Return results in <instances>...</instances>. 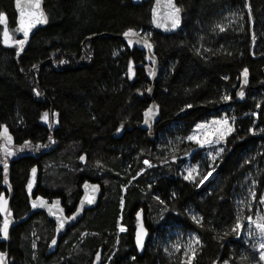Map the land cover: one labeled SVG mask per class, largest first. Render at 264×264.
<instances>
[{"label": "trees", "instance_id": "trees-1", "mask_svg": "<svg viewBox=\"0 0 264 264\" xmlns=\"http://www.w3.org/2000/svg\"><path fill=\"white\" fill-rule=\"evenodd\" d=\"M176 2L182 27L162 34L151 25V1L43 0L47 23L20 50L13 43L19 38L14 0H0V12L6 14V23L0 24V126L12 137V143H0V193L8 201L11 188L9 216L16 221L29 210L25 184L33 166L39 169L34 197H61L67 213L85 180L102 189L96 207L48 256L54 223L46 214L38 211L14 222L8 238L0 235L5 264H122L129 255L128 264H187L179 254L170 259L151 245L164 221L198 236L191 264H260L253 242L239 240L231 228L237 215L234 194L244 171H257L256 199L264 189V0ZM5 29L12 46L4 44ZM128 29L150 33L147 39L158 59L154 98L146 94L152 69L147 54L136 41L120 37ZM244 69L248 90L239 99ZM224 95L231 99L223 101ZM152 101L159 116L153 137L166 131L174 135L168 128L175 122H181L185 137L198 121L220 111L236 118V131L215 161L217 172L203 185L185 181L179 172L185 155L197 159L201 150L192 152L195 145L184 140L165 152L140 127ZM187 105L191 110L180 114ZM44 113L47 122L41 119ZM118 128L120 136L115 135ZM4 144L14 152L12 158L7 159ZM145 158L151 166H144ZM189 208L203 218L201 224L192 220ZM139 209L150 235L141 256L133 243ZM5 219L0 211V227ZM119 220L125 232H117Z\"/></svg>", "mask_w": 264, "mask_h": 264}, {"label": "snow or ice", "instance_id": "snow-or-ice-1", "mask_svg": "<svg viewBox=\"0 0 264 264\" xmlns=\"http://www.w3.org/2000/svg\"><path fill=\"white\" fill-rule=\"evenodd\" d=\"M16 6L17 8L20 10V17L18 20V24L19 27L17 29V31L22 32L24 39H18L13 41V43L19 47L20 50H23L24 44L26 43V41L28 40L29 37V33L30 31L37 25V24H43V23H47V19L43 13V11L41 10V0H31V3L27 6L29 10H25L23 7H21V0H16ZM168 8L169 11L167 13V16L165 17V19L167 21H170V25L172 29L177 28L180 23V9L178 7H176V5L173 3V0H168ZM152 14H153V23H156V15H157V10L154 7L152 9ZM6 23V14L3 12H0V24H5ZM157 26L159 27L160 25L157 24ZM221 31H223V29H221ZM123 35L125 37H129L130 35H138V33H133L132 29H129L128 31H125L123 33ZM3 37H4V44L6 46H12L11 44H9L10 41V36H9V32L7 31V29H5L4 33H3ZM131 43V41L129 42ZM145 47L151 49L152 45L150 43H145ZM61 63H64V61H61ZM150 75H155V72H151ZM243 76V84H247V77H248V70L244 69L242 74ZM133 76V65L132 62L129 61L128 64V77L129 79H131ZM34 91H36L34 89ZM37 95H39V93H36ZM245 95L244 91H240L237 93V96L240 98H243ZM221 99L223 101H229L231 99L230 96L228 95H224L221 97ZM186 107H192V105H187ZM257 107L259 108L260 105L257 104ZM156 113L153 111V109L150 107L149 109H147L144 112V116H145V120L144 123L146 125L150 124V120L152 119V117L155 115ZM55 115V113L53 114ZM251 115L253 116H257V113L253 112ZM41 119L44 120L45 122H47L48 120V113H44L41 116ZM236 118L232 117L231 119H229L227 116H225L224 118L221 119H213L209 122H205V123H201L198 124L196 126L197 130L200 131V135H190L187 137L188 140L190 141H194L198 146H200L201 148H204L205 146H213V145H221L222 143L226 142L227 138L229 136H231L235 131V124ZM2 127V131H0V136H3L6 138V140L10 143L12 137L10 135H8V129L7 127ZM117 131H121V129H117ZM249 132H251L253 135H255V129L250 128L248 130ZM261 131H264V129H262ZM49 140L51 142H55L52 141V138L49 137ZM25 147H29L30 146V142L25 141ZM37 147H46L45 146H40L38 145ZM225 151V149L223 147H217L215 149V154H213V152H208L207 155L209 157V159H211L212 161H215L223 152ZM7 156H11L13 155L12 152L8 151L6 152ZM175 159V158H174ZM80 160L84 161L85 157L84 156H80ZM144 163L148 166H151L150 162L145 160ZM210 167L212 168V171H209L207 173V175H203L202 179H199V183L197 184V186H201L203 185L210 176H212L213 171L215 170V166L210 165ZM4 170H5V183H7V170H8V165L5 162L4 163ZM187 174L183 176V179L185 181H190V182H195L197 180L198 177H200L202 174L199 171V168L197 167L196 169H193L191 167H189L188 169H186ZM32 173L33 176H35L36 174V169L33 168L32 169ZM255 184V182H253ZM32 180L29 181L28 183V189L31 192L32 189ZM87 187V184L85 185ZM93 190H98V186L97 185H93L92 186ZM251 195L253 198H255L256 193L253 191L251 192ZM157 199L159 200V197H157ZM95 200V196H91L87 198V203L88 204H92ZM260 202L264 203V196H261L260 198ZM84 201L81 202V206H83ZM123 203V201H122ZM161 203H163V201H161ZM7 204L8 201L4 199V195L3 193H0V211H7ZM46 203L42 200V198L37 197L35 201L32 202V208L36 209V208H43L46 207ZM80 211V209H77V213ZM76 218V215L74 214L71 217H68L69 220H74ZM136 218H137V226H136V233H135V239H136V245L138 248H142L143 246V241H144V237L147 235V232L145 230V228L143 227V224L140 222L141 219V212H137L136 213ZM202 219L203 218H197L195 215L192 216V220L196 223V224H201L202 223ZM246 219L249 221V225L254 224L255 225V229L257 230V233L260 237V242H259V262L260 264H264V216H260L258 217L257 220H253L251 216L246 217ZM65 218L64 217H58L57 218V230H61L65 227ZM243 228V225L240 221V219L238 218L234 224V226L231 228V232L234 233L235 235L239 236L240 232ZM8 229H9V220L5 219L3 226L0 227V235H3V237L6 239L8 238ZM120 231L124 232L126 231V228H124L123 226L120 227ZM228 233H225V236H227ZM249 236L254 235L253 231L249 230L248 232ZM194 243L195 244H199V238L198 237H193ZM57 241L56 239L52 240V244L50 246H54L56 245ZM176 248V250H179L180 246L179 245H175L174 246ZM253 247H255V245H253ZM189 251H191V255L189 256ZM195 248L191 247L190 249H186L185 250V256L187 257V264H191L192 260L195 259ZM97 259H99V253H97ZM0 264H5V254L4 253H0ZM215 264V262H214ZM224 264H229L228 261H225Z\"/></svg>", "mask_w": 264, "mask_h": 264}, {"label": "rangeland", "instance_id": "rangeland-1", "mask_svg": "<svg viewBox=\"0 0 264 264\" xmlns=\"http://www.w3.org/2000/svg\"><path fill=\"white\" fill-rule=\"evenodd\" d=\"M140 33L145 38H148V36L150 35L148 31H143ZM9 36L11 39L12 36L10 34ZM18 39H15V40H18ZM230 110H231V107H228V111ZM225 114H226L225 112L220 111L218 112L217 115L204 117L203 119L198 121L193 126L192 130L187 135H185V137H183L181 134V122H175L168 128L170 132L175 133L174 135H171L169 134V131H166V132L158 133L157 137H154V140L157 146H159L160 148L167 149L165 152H171L172 150H176L177 146H179L184 140L192 142L195 145L194 150H192V152L197 153L199 152L198 150H201L200 156L197 159L193 157L194 156L193 153H187L185 155V160L179 166V172L181 173L180 176L186 175L187 174L186 169H188L189 167L193 169H196L197 167L199 168V171L202 175L198 177L195 182H191V183L198 184L199 179H202L203 175H207L209 171H212V168L210 167V165L214 164L215 170L213 172L214 173L217 172L216 162L219 157L215 160L216 161L215 162L209 159L207 153L213 152V154H215V149L217 147H223V143L221 145L205 146L204 148H201L194 141L188 140L187 137L190 135H200L201 134L200 131L197 130L196 128L198 124L209 122L213 119L224 118L226 116ZM228 118L231 119L230 117ZM261 128L262 127L260 126L259 129ZM2 148H7V150L5 149L6 151L12 152L10 148L7 147V145L5 144ZM12 153L14 155V152ZM13 155H11L10 157H7L6 155L5 156L7 157V159H9V158H12ZM175 159L173 158L172 160H175ZM145 160L149 161L148 159L145 158L143 159L142 163L144 164L145 167H149L148 165L144 163ZM5 162L7 163V160L3 161V164ZM256 174H257V171L255 170L254 167H252V168L245 170L244 173L240 177L241 183L239 184L238 189L236 190L234 194V203H235V209H236L235 212L237 214L234 219V224L236 220L239 218L243 225V228L239 236L235 235L236 238L244 242L252 241L253 244L255 245L253 250L259 256L258 248H259L260 237L258 234H256L257 230L255 229V225L254 224L249 225V221L246 219V217L251 216L252 219L255 221L258 219V217L264 216V203L260 202L261 196H264V189L257 199H256V196L255 198H253L251 195V192L253 191L255 193L257 192L256 191L257 181L255 177ZM216 180L217 179H215V181ZM253 182H255V184ZM187 212H189L191 217L195 215L198 219L200 218V215L194 209L189 208L187 209ZM250 228L254 233V235L252 236L248 235ZM117 232L119 233L121 231H118L117 229ZM53 235H54V231H53ZM194 236L198 237L193 232L182 231L179 228V226L174 222L164 221L163 223L160 224L159 229L153 233L152 238H151V245L157 246L159 249H161L162 253L167 258L172 259L175 255L179 254L180 258L182 259V262H187V257L185 256V250L190 249L191 247H194L196 249V247L198 246V244L194 243V240H193ZM175 245L180 246L179 250H176V248L174 247ZM190 255H191V251H189V256ZM121 260H122V264H128L130 260H133V256L129 255L127 259H121ZM220 264H224V263H220Z\"/></svg>", "mask_w": 264, "mask_h": 264}, {"label": "water", "instance_id": "water-1", "mask_svg": "<svg viewBox=\"0 0 264 264\" xmlns=\"http://www.w3.org/2000/svg\"><path fill=\"white\" fill-rule=\"evenodd\" d=\"M148 1H151V8H150L151 25L156 31H158V32H160L162 34H174V33L178 32L181 29V27H182V11H181L180 7L178 6L176 0H173V3L176 5V7H178L180 9V20H181V23L175 29H172L171 25H170V21H167L165 19V17L167 16V13L169 11L168 0H131V2L133 4H135V5L142 4L143 2H148ZM30 3H31V0H21V7H23L27 11V10H29L27 6ZM154 7L157 10L156 23H153L152 9ZM14 8H15V12H16V29H18V27H19L18 20H19V17H20V10L16 6V0H14ZM41 10L43 11V13H44V15H45V17L47 19L46 12H45V10L43 8V0H41ZM157 24H159L160 26L158 27ZM45 25H46V23L37 24L30 31L28 40L24 44L23 49L28 45V43L30 42L32 36L40 28L44 27ZM17 35L19 36V39H24V36H23L22 32L17 31ZM120 37L122 39H126V40H129V41H136L138 43V45L140 46V48H142V50L147 54V57L149 58V60H150V62L152 64L151 72H153V71L155 72V75H150L149 74L150 86L146 90L147 96L152 98L153 95H154V92H155V83H156L157 78H158V70H157L158 59H157V57L154 54L153 47H151V49L145 47V43H150L151 44V42L149 41V39L145 38L140 33H138V35H130L129 37H125L124 35H121ZM242 81H243V78L241 79V85H240V87L238 89V92L244 91V93H246V91L248 90V85L247 84H243ZM238 98L240 99V97H238ZM150 107L153 109V111L156 114L150 120V124L149 125H146L144 123V120H145V117H144V120L140 124V127L147 131V135H148L149 138H152L154 136L153 126L157 122L159 116H158V112H157V105L155 104L154 101H152L149 104L148 109ZM190 110H191V108L183 109L180 114H186ZM180 114H178L176 116L178 117ZM2 130L3 129H1V131ZM120 133H121V131H119V132L116 131L115 135L116 136H120ZM8 135H9V133H8ZM3 142L6 143V144H10V143H12V139H11V142L9 143L6 140L5 137L0 136V143H3ZM33 168L36 169L35 176H33V173H32V169ZM210 177H212V176H210ZM38 179H39V169H38L37 166H33L30 169V171H29L28 178H27V181H26V184H25V192H26V195L28 197L29 210L22 217H20L16 221L11 216H9V200H10V194L12 193L11 188L9 187L8 204H7V211L5 212V217L9 219V229H8V231H9L11 225L14 222H15V224L16 223H21V222L27 220L35 212L43 211L46 214V216L48 217V219L51 220L54 223V235L51 238V240L49 241V243L47 245V248H46V251H45V255L48 256V255H50V254H52L53 252L56 251V249L58 247V244H59L60 238L63 235H65L73 226H75L80 221V219L83 217L84 213L87 210L96 207V205L98 204V201L100 199V196L102 194V189H101L100 184H98L97 182H93V181H90V180H85L80 186V192L81 193H80L79 199H78V201H77V203L75 205V208L70 213L66 212L65 207L62 204L61 197H55V198H53L51 200H48L46 198H42V200L46 203L47 206L43 207V208L33 209L32 208V202L35 201L36 198H37V197H34V192H35V190L37 188V185H38ZM30 180H32V182H33L31 192L28 189V183H29ZM86 184H87V187L85 186ZM93 185H97L98 186V190L94 191L93 188H92ZM93 195L95 196L94 202L92 204H88L86 202L87 198L91 197ZM82 201H84L83 206H81V202ZM78 208L80 209V211L77 213V209ZM138 211L141 212L140 222L143 224V227L145 228V230L147 232V235L144 237L142 248H138L137 245H136V239H135L136 226H137L138 221H137L136 214H135L133 243H134V247H135V250H136L137 254L139 256H141L143 254V252H144L146 243L148 241L149 230H148V228L145 225L143 210L139 209ZM74 214L76 215V218L74 220H69L68 217H71ZM58 217H64L65 221H66L65 227L63 229L59 230V231L57 230V218ZM53 239H56L57 243L54 246H50L52 244V240Z\"/></svg>", "mask_w": 264, "mask_h": 264}, {"label": "flooded vegetation", "instance_id": "flooded-vegetation-1", "mask_svg": "<svg viewBox=\"0 0 264 264\" xmlns=\"http://www.w3.org/2000/svg\"><path fill=\"white\" fill-rule=\"evenodd\" d=\"M62 204H63V201H62ZM63 206H64V204H63ZM65 207V206H64ZM75 208V207H74ZM65 210H66V207H65ZM134 224H135V221H134Z\"/></svg>", "mask_w": 264, "mask_h": 264}, {"label": "bare ground", "instance_id": "bare-ground-1", "mask_svg": "<svg viewBox=\"0 0 264 264\" xmlns=\"http://www.w3.org/2000/svg\"><path fill=\"white\" fill-rule=\"evenodd\" d=\"M154 98V97H153ZM119 129H121V128H119ZM122 131V130H121ZM121 134V133H120ZM257 194V193H256ZM150 236V235H149Z\"/></svg>", "mask_w": 264, "mask_h": 264}]
</instances>
